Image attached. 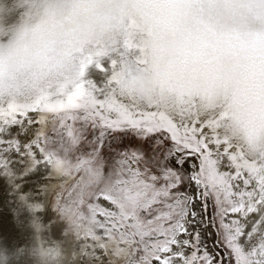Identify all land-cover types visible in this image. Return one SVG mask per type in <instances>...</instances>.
Instances as JSON below:
<instances>
[{
    "label": "snow or ice",
    "instance_id": "1",
    "mask_svg": "<svg viewBox=\"0 0 264 264\" xmlns=\"http://www.w3.org/2000/svg\"><path fill=\"white\" fill-rule=\"evenodd\" d=\"M161 27L132 12L81 56L80 79L55 99L0 95L9 252L39 242L60 248L64 264H264V121L237 123L164 87L137 94L133 66L147 63L142 44L152 46L137 37ZM49 209L75 247L52 238Z\"/></svg>",
    "mask_w": 264,
    "mask_h": 264
},
{
    "label": "clouds",
    "instance_id": "2",
    "mask_svg": "<svg viewBox=\"0 0 264 264\" xmlns=\"http://www.w3.org/2000/svg\"><path fill=\"white\" fill-rule=\"evenodd\" d=\"M132 12L163 20L137 37L152 45L139 53L147 63L133 66L137 94L164 87L205 98L237 123L264 121V0H0V95L55 99L80 79L81 56L110 42L103 33ZM25 254L31 264H64L54 244L20 254L0 244V264Z\"/></svg>",
    "mask_w": 264,
    "mask_h": 264
},
{
    "label": "rangeland",
    "instance_id": "3",
    "mask_svg": "<svg viewBox=\"0 0 264 264\" xmlns=\"http://www.w3.org/2000/svg\"><path fill=\"white\" fill-rule=\"evenodd\" d=\"M58 183H63V181H57ZM49 214L53 215V219L55 220V227L52 229L51 235L53 239L56 240H64L65 246H72L75 247L79 242L73 241L65 238V229L67 227V222L64 219H56V215L52 209H49Z\"/></svg>",
    "mask_w": 264,
    "mask_h": 264
}]
</instances>
